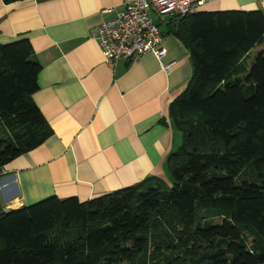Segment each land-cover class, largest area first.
<instances>
[{
    "label": "trees",
    "instance_id": "obj_1",
    "mask_svg": "<svg viewBox=\"0 0 264 264\" xmlns=\"http://www.w3.org/2000/svg\"><path fill=\"white\" fill-rule=\"evenodd\" d=\"M176 25L192 74L169 106L182 134L170 183L0 206V264H264V48L245 63L264 45V13L197 11ZM31 54L26 38L0 44V166L52 132L31 97Z\"/></svg>",
    "mask_w": 264,
    "mask_h": 264
},
{
    "label": "crops",
    "instance_id": "obj_2",
    "mask_svg": "<svg viewBox=\"0 0 264 264\" xmlns=\"http://www.w3.org/2000/svg\"><path fill=\"white\" fill-rule=\"evenodd\" d=\"M256 9L264 13L260 0H205L199 11ZM120 10L121 0H0V44L29 40L40 65L31 97L52 131L0 166L3 210L49 196L85 201L147 177L170 183L167 157L182 134L169 106L191 77L190 55L170 20L159 25L160 60L147 52L106 64L88 33ZM262 48L246 54L247 70Z\"/></svg>",
    "mask_w": 264,
    "mask_h": 264
},
{
    "label": "built area",
    "instance_id": "obj_3",
    "mask_svg": "<svg viewBox=\"0 0 264 264\" xmlns=\"http://www.w3.org/2000/svg\"><path fill=\"white\" fill-rule=\"evenodd\" d=\"M204 1L121 0V10L92 27L88 36L97 41L106 64L113 65L119 59L134 61L147 52L160 60L165 50L159 25L199 11ZM260 2L264 8V0Z\"/></svg>",
    "mask_w": 264,
    "mask_h": 264
},
{
    "label": "water",
    "instance_id": "obj_4",
    "mask_svg": "<svg viewBox=\"0 0 264 264\" xmlns=\"http://www.w3.org/2000/svg\"><path fill=\"white\" fill-rule=\"evenodd\" d=\"M171 30H172V33L176 34V32H177V25H176L175 22H173L171 24ZM180 189L181 190H185V191H191V190H193L192 193H193L194 196H196L195 188L192 187V186H190V185L181 184L180 185ZM207 253L210 254L211 252L210 251H207Z\"/></svg>",
    "mask_w": 264,
    "mask_h": 264
},
{
    "label": "rangeland",
    "instance_id": "obj_5",
    "mask_svg": "<svg viewBox=\"0 0 264 264\" xmlns=\"http://www.w3.org/2000/svg\"><path fill=\"white\" fill-rule=\"evenodd\" d=\"M161 45H162V43H161ZM256 53H257V51H251V52H250V54H249V56L251 57V58L249 57V61H250V62H251V59L254 58V56H255ZM0 132H1V131H0Z\"/></svg>",
    "mask_w": 264,
    "mask_h": 264
}]
</instances>
